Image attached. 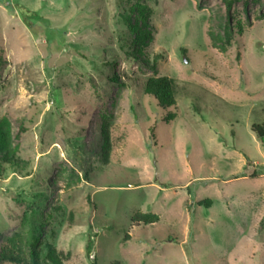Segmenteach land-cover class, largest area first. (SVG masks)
I'll use <instances>...</instances> for the list:
<instances>
[{
  "label": "rangeland",
  "instance_id": "rangeland-1",
  "mask_svg": "<svg viewBox=\"0 0 264 264\" xmlns=\"http://www.w3.org/2000/svg\"><path fill=\"white\" fill-rule=\"evenodd\" d=\"M11 1L44 20L30 29L0 1V118L27 163L0 173V244L19 233L28 249L39 233L64 264H264V141L251 129L264 120V0H232L230 17L225 0ZM135 4L150 32L141 59L124 18ZM46 27L60 31L48 41ZM160 75L176 109L144 93Z\"/></svg>",
  "mask_w": 264,
  "mask_h": 264
},
{
  "label": "trees",
  "instance_id": "trees-1",
  "mask_svg": "<svg viewBox=\"0 0 264 264\" xmlns=\"http://www.w3.org/2000/svg\"><path fill=\"white\" fill-rule=\"evenodd\" d=\"M1 3L8 8L16 9L22 17L24 24L32 29L34 22L33 20H44L36 11L29 9L27 6L12 2L11 0H0ZM226 9L228 16H231V5L232 0H225ZM131 13H124V18L128 24V28L131 33L134 34L133 42L137 43V48L131 51V55L144 56V43L146 39L149 38L150 32L146 29H141L142 26H146V14L145 8L135 4L130 7ZM137 13L136 18L132 19V13ZM239 26V25H238ZM240 30V26H239ZM60 30L58 28L46 27L45 34L48 41L53 37L54 32L58 33ZM232 26L228 21L225 26L224 41L220 43V48L225 49V45L230 43L232 36ZM212 43L217 45L222 38L211 30L208 31ZM144 93L151 96L156 105L161 109H176V82L173 78L168 76H149L143 82ZM252 131H254L258 138L264 141V120L261 124H252ZM25 127L21 126L19 133L23 132ZM17 134V136L19 135ZM102 134H103V160L106 162L112 147L110 126L106 119L102 123ZM18 143L13 144L11 125L9 120L2 116L0 118V173L3 172L5 165L13 169V172L24 168L27 163L18 157ZM74 183L71 179L67 180L66 186L70 187ZM203 203H207L203 201ZM71 216V214H70ZM132 222H141L143 224H152L159 220V216L152 212H141L135 211L131 217ZM39 233H33L31 235V240L28 242L29 248H25V240L23 236L19 233H15L10 237H7L0 244V260L8 262V264H64L66 255L62 250L57 249L52 243L45 242L41 244L39 240ZM124 240H126L129 235L125 234ZM43 245L45 252L42 256L40 251V246ZM89 251V250H88ZM187 253L191 257L190 249L187 247ZM110 264H122L120 261L116 260Z\"/></svg>",
  "mask_w": 264,
  "mask_h": 264
}]
</instances>
